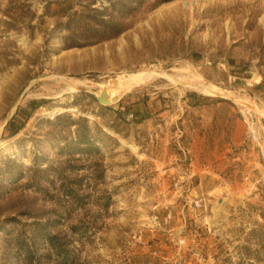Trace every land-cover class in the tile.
Returning <instances> with one entry per match:
<instances>
[{
    "label": "rangeland",
    "instance_id": "rangeland-1",
    "mask_svg": "<svg viewBox=\"0 0 264 264\" xmlns=\"http://www.w3.org/2000/svg\"><path fill=\"white\" fill-rule=\"evenodd\" d=\"M0 264H264V0H0Z\"/></svg>",
    "mask_w": 264,
    "mask_h": 264
},
{
    "label": "bare ground",
    "instance_id": "bare-ground-1",
    "mask_svg": "<svg viewBox=\"0 0 264 264\" xmlns=\"http://www.w3.org/2000/svg\"><path fill=\"white\" fill-rule=\"evenodd\" d=\"M149 73V72H148ZM146 71H139V72H137V73H134V74H132L131 75V79H130V81H125L124 83H125V85H123L122 86V84H119V85H116V90H113V95H112V97H111V99H109V98H106V97H103V101H105V102H113V101H116L117 99H119V97L126 91V93H127V91L131 88V86H133V85H135L138 81H140V83L139 84H141V81L142 82H148V81H150L151 80V78L153 77V76H156V77H159V76H162V77H164V78H167V79H170V80H172L173 78H172V76H170L168 73H166V72H157V71H154V74H151V73H149V74H151L150 76L149 75H147L148 74ZM192 73V72H191ZM157 75H159V76H157ZM128 78V77H127ZM154 78V77H153ZM173 80H175V79H173ZM172 80V81H173ZM177 82V81H176ZM119 86H122V87H120L121 88V90H119L118 88H119ZM189 87H191V89H194V90H196V91H198V92H200V93H206V94H213V92L214 91H216V90H221L219 87H216V86H212V87H206V86H202L201 84H199V83H197V82H194V83H190V85H189ZM117 89L119 90V91H117ZM103 93V92H102ZM102 95V94H101ZM106 95V94H105ZM102 96H104V95H102ZM108 96V95H107ZM125 144H128L129 146H131V148H133V149H136L137 147H135L133 144H129V143H125ZM127 145V146H128Z\"/></svg>",
    "mask_w": 264,
    "mask_h": 264
},
{
    "label": "trees",
    "instance_id": "trees-1",
    "mask_svg": "<svg viewBox=\"0 0 264 264\" xmlns=\"http://www.w3.org/2000/svg\"><path fill=\"white\" fill-rule=\"evenodd\" d=\"M38 106V102L36 100H32L30 103H29V107L31 109H34ZM19 113H22L25 115V118H29L31 116V113L25 109V108H21L19 109ZM23 121L22 122H19L17 120V118H12L11 121L9 122L8 124V127L11 131L13 132H18L20 130V128L23 126Z\"/></svg>",
    "mask_w": 264,
    "mask_h": 264
},
{
    "label": "crops",
    "instance_id": "crops-1",
    "mask_svg": "<svg viewBox=\"0 0 264 264\" xmlns=\"http://www.w3.org/2000/svg\"><path fill=\"white\" fill-rule=\"evenodd\" d=\"M25 109H27L28 110V108H25ZM29 111V110H28Z\"/></svg>",
    "mask_w": 264,
    "mask_h": 264
}]
</instances>
